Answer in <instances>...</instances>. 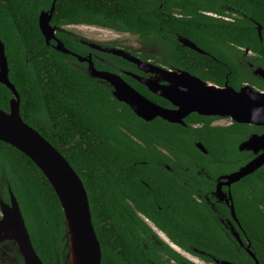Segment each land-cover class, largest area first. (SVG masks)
I'll return each instance as SVG.
<instances>
[{"label":"trees","instance_id":"trees-1","mask_svg":"<svg viewBox=\"0 0 264 264\" xmlns=\"http://www.w3.org/2000/svg\"><path fill=\"white\" fill-rule=\"evenodd\" d=\"M53 1L50 24L57 28L56 36L71 52L99 55L102 59L93 57L98 69L119 73V69L135 66L111 53L88 48L80 42L82 36L64 29L66 25L138 35L152 42L158 52L136 54L130 50L131 54L143 60L152 57L157 64L184 69L218 86L227 82L238 89L257 78L230 62L226 53L248 48L264 67V0H0V38L9 79L19 93L20 115L81 178L100 245V264L183 260L168 245H153L149 238L153 232L137 212L198 257L209 260L205 257L209 253L216 258L249 261L242 250L234 252L224 234L214 232L210 207L203 200L191 199L181 180L150 164L158 161L172 166L209 159L215 163L214 169L220 163L221 172L236 170L253 157L250 151H239L238 144L249 134L260 133L261 127L237 122L211 126V116L195 112L184 119L185 125L160 117L149 121L138 117L126 103L113 97L106 82L87 74L85 62L55 50L52 40L45 43L37 18ZM252 20L261 26L260 37ZM178 35L207 54L183 46ZM107 47L116 46L111 43ZM208 54H214L216 61ZM258 80L263 87L264 82ZM132 85L143 87L142 93L152 101L169 105L143 85L135 81ZM8 98L9 91L0 84V108L7 109ZM191 123L200 124L192 127ZM196 141L203 144L206 153L194 146ZM158 147L167 149L172 157ZM1 163L7 167V182L42 263L65 264L66 224L50 183L26 155L0 140ZM231 190L234 210L251 250L259 264H264V164L233 183ZM222 209L227 208L222 205ZM163 255L168 259L163 260Z\"/></svg>","mask_w":264,"mask_h":264},{"label":"water","instance_id":"water-1","mask_svg":"<svg viewBox=\"0 0 264 264\" xmlns=\"http://www.w3.org/2000/svg\"><path fill=\"white\" fill-rule=\"evenodd\" d=\"M54 1L48 10L38 14V27L46 44L54 41V49L69 53L79 62L87 64V74L106 82L112 88V95L118 101L126 103L140 118L149 121L160 117L171 123L184 125V118L190 113L208 116L228 117L230 120L256 125L262 128L260 133H251L238 144L239 151H250L254 156L235 171L222 176L225 184L230 185L253 173L264 164V93L254 90L245 84L238 89L228 85L223 86L204 81L187 71H168L161 66L143 61L120 48H101L98 44L89 42L94 49L107 51L136 65L142 71L161 75L167 83L162 84L157 78H142L133 75L150 92L166 99L173 108H164L147 99L128 84L119 74L95 67L90 54L79 55L68 50L56 36L57 28L50 24ZM260 37L261 26L254 20ZM177 40L185 47L198 53H205L188 38L178 35ZM264 76V70H256ZM8 64L4 44L0 38V83L5 84L14 96L10 99L9 111L0 109V140L15 147L26 155L43 173L53 188L66 224L68 242L67 262L65 264H100L101 250L97 240L89 209L87 192L79 175L70 166L65 157L39 132L23 121L19 114V97L8 79ZM201 151L206 152L203 145L196 144ZM231 212L234 206L230 203ZM234 215V214H233ZM0 226L10 229L9 234L16 240L21 252L23 264H43L36 254L30 240L28 230L19 206L10 192V204L3 207V217ZM239 239V238H238ZM240 242V240H239ZM241 243V242H240ZM241 245L252 255L248 244ZM218 264H241L225 260H217ZM255 264H257L255 259Z\"/></svg>","mask_w":264,"mask_h":264},{"label":"flooded vegetation","instance_id":"flooded-vegetation-1","mask_svg":"<svg viewBox=\"0 0 264 264\" xmlns=\"http://www.w3.org/2000/svg\"><path fill=\"white\" fill-rule=\"evenodd\" d=\"M80 42L85 44L88 48L93 49L97 52H101V53H105V52L108 53V52L91 48L88 45L89 42L96 43L101 48H106V49L111 48V47H107V44L114 43V45L116 46L115 48H120L123 50L126 49L125 51H127V52H129L130 50L135 51V49H133L130 44L124 45V44L118 43L116 41L94 42V41L88 40L86 37L85 38L83 37L80 39ZM135 52H136V54H140L143 52H153V51H146V50L139 51L138 50ZM87 54H90L92 56V58L94 57V58L102 59L96 53L87 52ZM204 54H207V52L205 51ZM226 54H227V59L230 62L238 64L244 71H249L250 73H252L257 78V79H255V81H253V84L244 83L243 85L247 84V85L251 86L254 90H257L259 92L264 93V86L260 87L259 86L260 82L258 80V79H261V81L264 82V76H262L261 74L256 72V70L258 68H262L264 70V67L259 64V61L255 58V54L252 51H250L248 48H243L242 51H234V52L233 51H227ZM131 55H133V54H131ZM208 55H209L211 61H216V56L214 54H208ZM133 56H135V55H133ZM136 57H138V56H136ZM139 59H141V58H139ZM141 60H143V59H141ZM143 61L151 62V63L158 65V66H161L162 68H164L168 71H171V72L184 70V69L174 67V66H166V65H162V64H157V63H155V59L152 57L148 58L146 60H143ZM134 66H135V68L132 70L119 69V73H116V72H114V73L119 74L128 84H130L141 95L145 96L144 93H142V91L144 92V88L138 87V86L135 87L134 85H132L133 81L141 84L133 75H135L137 77H142V78H148V77L157 78L160 83H162V84L167 83L165 80L162 79L161 75H159V74L156 75L154 73L145 72V71H142L139 68H137L135 64H134ZM184 71H186V70H184ZM8 73H9V68H8ZM122 75H124V76H122ZM195 76H197V75H195ZM125 77L130 78L132 82L129 83L125 79ZM8 79H9V75H8ZM9 81H10V79H9ZM0 84L6 86L3 83H0ZM141 85H143V84H141ZM13 86H14V84H13ZM6 88L9 91V98L7 99V109H3V108H0V109L8 112L10 99L13 98L14 94H13V92H11V90L7 86H6ZM14 88H15V86H14ZM15 90H16V88H15ZM16 92H17L18 97H19V93L17 90H16ZM154 95H156V94H154ZM156 96H158V95H156ZM147 99H149V98H147ZM149 100H151V99H149ZM152 102H154V103H156L159 106L164 107V108H173V106L171 105V103L169 101H168L169 105H163V104L157 103L155 101H152ZM19 104H20V98H19ZM19 114H20V112H19ZM205 116H208V115H205ZM155 118H157V117H155ZM155 118H153V119H155ZM232 122H234V121L230 120L228 117L211 116V120H210L209 124L211 126H229L230 124H232ZM199 124L200 123H191L190 125L192 127H195ZM261 131H262V128H261ZM197 143H198L197 141L193 142L194 146L198 150L201 151V149L196 145ZM158 149H160V151L166 153L169 157H172V155L170 153H168L167 149H165L164 147H158ZM201 152H203V151H201ZM206 152H207V150H206ZM206 152H203V153H206ZM144 164H147V163L144 162ZM150 165L162 167L163 169H165L167 171V173L170 177L177 178L178 180H181L180 184L184 185L186 187L187 195L190 196L191 199L196 200L198 202L203 200V202H205L206 205H208L210 207V210L212 213L211 220L213 223L212 228L214 229V232L219 233L221 235L224 234L225 238L230 240L229 245L234 250L235 253H238L240 250H242L245 253V255L247 257H249V259H250L249 261L247 260L246 262H237V261H233V260L227 259V258H216L215 256H213L212 254H209V253L206 254L207 256H205V257L209 258V260H207L206 258L198 257L197 255L190 253L186 249L175 244L173 241H171L169 239V237L167 236V234L164 231H162L160 228H158L153 223L152 220L147 218L144 214L137 212V214L142 218L143 222L153 232L152 234L149 235L150 241L153 242V245L157 244V245L162 246V243H164V244L168 245L172 250H174L175 252L180 254L183 258V260H178V261L174 260V258H170L169 260H167V264H188V262H186L184 259H186L187 261H191V260H193V259H191L192 257H194V259L196 258L198 260V263H196V264H218L216 262L217 260H225L228 262L241 263V264H255V259H256L257 264H259V260L256 258L255 253L251 250V243H250L248 237L246 236V230L240 224V221L238 220V216H237L235 210L232 213L231 209H230L231 201L233 203L231 186L235 182L231 183L230 185H227V184H225V179L222 178L223 175L228 174L230 172H233L235 170H229L227 172H221L220 163H219V166L216 169H214L213 166H215V163H213L209 159H207V161H205V162L188 161L185 163H180V162L179 163H173L172 166L167 164V163L155 161L154 163H151ZM173 167L178 168V170H175ZM6 170H7V167L1 163L0 164V221L3 217V207L10 204V192L13 194V196H14V198H15L18 206H19V202H18L16 196L14 195L10 185L7 182V179L5 176ZM139 198L142 199L143 196H139ZM222 205H224L227 209H222ZM218 206L220 207L219 209L217 208ZM19 209H20V206H19ZM20 211H21V209H20ZM21 214H22V212H21ZM22 217H23V215H22ZM9 232H10V229H6L5 227L0 226V264H23L24 258L18 249V244H17L16 240L9 234ZM239 240L242 244H248V242H249V249L254 254L255 257H252V255L250 253H248V251L241 245ZM143 246H145V245H143ZM199 253L203 254V252H201V251ZM160 254H164V253L160 252ZM163 257H164V258H162L163 260L168 259L166 257V255H163ZM230 257L232 258V255H230ZM147 261L148 262L150 261L151 264H154V261L152 262L150 259H148Z\"/></svg>","mask_w":264,"mask_h":264},{"label":"rangeland","instance_id":"rangeland-1","mask_svg":"<svg viewBox=\"0 0 264 264\" xmlns=\"http://www.w3.org/2000/svg\"><path fill=\"white\" fill-rule=\"evenodd\" d=\"M64 29L80 35L82 37H86L90 41L98 42V41H116L118 43L127 45L130 44L135 51H157L155 49L152 42H146L143 38L138 35L126 33V32H118L109 28H100L96 26L90 25H66ZM158 52V51H157ZM191 260L194 263H198V260L192 257ZM64 260L67 262V254L64 256Z\"/></svg>","mask_w":264,"mask_h":264}]
</instances>
